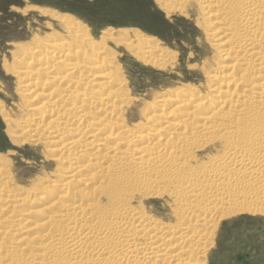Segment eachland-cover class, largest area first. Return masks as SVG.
<instances>
[{"label":"bare ground","instance_id":"1","mask_svg":"<svg viewBox=\"0 0 264 264\" xmlns=\"http://www.w3.org/2000/svg\"><path fill=\"white\" fill-rule=\"evenodd\" d=\"M154 1L166 16L185 15L196 6L212 20L210 37L216 42L220 36L216 47L231 51L227 71L236 75H224L221 64L211 84L229 77L234 88L228 96L211 88L215 94L200 99L196 88L181 84L165 90L143 115L153 124L172 118L153 129L129 126L123 118L130 103L125 78L107 52L111 36L120 34L121 41L112 43L125 49L137 41L132 56L149 65H165L166 50L122 28L95 40L78 22L60 20L68 37L38 40L12 68L23 83L22 99L34 102L23 107L33 119L6 136L22 143L28 132L58 163V175L41 180L42 186L37 182L35 191L9 189L12 179L0 156V264H207L201 258L205 243L194 259L187 249L209 237L220 215L264 213V0ZM84 76L94 89L78 88ZM190 99L197 101L195 110H182ZM86 108L96 109V121ZM112 134L113 146H104ZM211 142L220 149L193 165L195 152ZM255 172L260 175L252 178ZM165 193L173 201L174 225H160L131 207L137 197ZM25 206L22 218L18 209Z\"/></svg>","mask_w":264,"mask_h":264},{"label":"rangeland","instance_id":"2","mask_svg":"<svg viewBox=\"0 0 264 264\" xmlns=\"http://www.w3.org/2000/svg\"><path fill=\"white\" fill-rule=\"evenodd\" d=\"M170 5L175 7L172 3ZM195 7H192V10L190 8L185 15L176 13L166 16L154 0H0V106L3 114L0 113V156L6 159L2 169L7 170L9 178L12 179L9 180L11 182L8 181L10 184H7L9 189L20 187L19 189L23 191H35L45 182L41 180L51 179L52 181V178L58 175V163L48 157L50 154L47 149L29 140L31 138H28V132L22 133L23 139L26 138L22 143L18 141L13 144L6 136L8 130L21 127L22 121L33 119L28 109L23 107H30L34 102L26 97L22 99L20 86L23 83L19 80V76L17 77L18 74L15 75L12 71V68L17 70V61L24 49L34 48L38 40H47L46 42L50 43L53 40L67 38L64 24L60 22L64 17L68 21L78 22L85 34L95 40H99L105 32L109 33L120 28L148 37L158 48L166 50L164 54L167 65L159 67L136 60L132 56V51L139 47L137 41L132 42L127 49L112 43L121 41V39L117 40L120 34L111 36L112 42L109 43L107 52L110 51L109 54L115 57L113 61L119 70L120 79L125 78L124 88L130 103L125 106L126 108L124 107V120L129 126L145 124L150 127L149 129H153L172 118L161 119L155 124L146 122L143 118L147 109L158 100L160 95H164L165 90L177 89L181 84H188L199 91L201 99L215 94L211 92V88L219 91L227 90L225 94L227 96L228 90L234 88L228 82L229 77L227 80L222 77L220 83L214 84L216 86L211 84L215 68H221V64H224L220 69L224 75L229 74L233 77L236 74L232 73L233 71H227L228 62L231 60L228 55L231 51L226 53V48L216 47L220 45L217 40L220 36L215 37L216 42L210 37L211 30L215 27L214 23L211 19H205V15L195 10ZM41 9L48 13L45 15ZM86 58L88 57L84 59ZM238 63L242 62L238 61ZM10 67L11 70H9ZM99 71L92 70L89 74ZM93 83L90 76H84L78 88L94 89V86H90ZM187 95H190V92L181 96V100H186ZM195 100L185 101L186 105L182 107V110H195L192 109L193 104H197ZM168 104H164L161 108L169 107ZM87 109L86 111L90 112L91 117L94 118L96 109ZM99 114L97 113V116ZM17 122L20 123L17 124ZM140 129L136 128L134 131L137 132ZM101 137L104 138L105 135ZM154 138L155 136H151L150 140ZM116 139L115 135H110L106 138L104 146H113ZM137 144L139 143L133 145ZM218 147L217 142H211L202 150L195 152L196 164L193 163V165L207 162L214 156L215 151L220 149ZM259 175V172H255L251 177L256 178ZM29 187L31 189H26ZM78 187L86 188L81 184H78ZM54 189L57 190L55 187ZM226 200L228 199L224 202ZM102 203L106 207L103 199ZM227 206L226 204L225 208ZM131 207L160 225H174L173 201L167 193L160 196L137 197L132 201ZM27 208V206L20 207L18 209L21 210L20 215L24 213L22 210ZM21 217L23 218V215ZM27 218L34 219L33 221L36 219L35 216ZM200 224L203 223H195L198 226ZM15 234L20 235V232ZM202 243H205V252L201 258H205L207 264H264V213L239 210L235 214L220 215L214 222L209 237L187 249L193 257L191 259H194L193 254L197 253L198 247H202Z\"/></svg>","mask_w":264,"mask_h":264}]
</instances>
